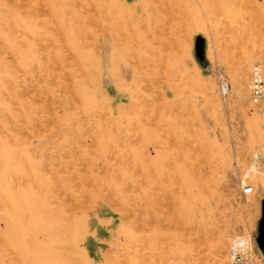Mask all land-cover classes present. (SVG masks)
Listing matches in <instances>:
<instances>
[{
	"label": "rangeland",
	"instance_id": "374dc122",
	"mask_svg": "<svg viewBox=\"0 0 264 264\" xmlns=\"http://www.w3.org/2000/svg\"><path fill=\"white\" fill-rule=\"evenodd\" d=\"M263 61L260 0H0V264H264Z\"/></svg>",
	"mask_w": 264,
	"mask_h": 264
},
{
	"label": "built area",
	"instance_id": "2783aa9c",
	"mask_svg": "<svg viewBox=\"0 0 264 264\" xmlns=\"http://www.w3.org/2000/svg\"><path fill=\"white\" fill-rule=\"evenodd\" d=\"M264 6V0H260ZM249 90L250 96L253 99H263L264 100V61L262 63H258L251 68L250 71V79H249ZM230 90L228 85L220 81V94L223 99L229 96ZM253 193V187L246 186L243 189L244 195H250ZM242 250H245V242L242 240L236 241L234 246L232 247V258L234 260L241 259L239 255ZM240 256V258H239Z\"/></svg>",
	"mask_w": 264,
	"mask_h": 264
},
{
	"label": "water",
	"instance_id": "95a60500",
	"mask_svg": "<svg viewBox=\"0 0 264 264\" xmlns=\"http://www.w3.org/2000/svg\"><path fill=\"white\" fill-rule=\"evenodd\" d=\"M196 56L200 61L204 59V42L201 37L196 40ZM259 249L264 253V201L262 202V217L259 223V236L257 238Z\"/></svg>",
	"mask_w": 264,
	"mask_h": 264
},
{
	"label": "bare ground",
	"instance_id": "6f19581e",
	"mask_svg": "<svg viewBox=\"0 0 264 264\" xmlns=\"http://www.w3.org/2000/svg\"><path fill=\"white\" fill-rule=\"evenodd\" d=\"M68 4V3H67ZM80 5V4H79ZM91 4L89 5V7H88V9L90 10L91 9ZM93 11V10H92ZM66 12V11H65ZM67 14V13H66ZM89 18H91V15L89 14ZM89 23H90V21H89ZM121 23V22H120ZM128 24V23H127ZM96 26V25H95ZM102 31V30H101ZM103 33V32H102ZM104 34V33H103ZM125 35V34H124ZM124 35H123V37H124ZM80 36V35H79ZM122 37V36H121ZM89 38V37H88ZM124 38H126V36L124 37ZM84 39V38H83ZM85 40V39H84ZM93 40V39H92ZM122 41H124V39H121ZM127 40V39H126ZM83 45V44H82ZM42 46H43V44H42ZM84 47V46H83ZM85 47H87V45H85ZM93 47V46H92ZM90 48V47H89ZM66 50V49H65ZM62 51V50H61ZM75 60V59H74ZM77 61V60H76ZM81 69V68H80ZM82 71V70H81ZM66 73V72H65ZM99 81V80H98ZM100 82V81H99ZM101 83V82H100ZM2 208V207H1ZM128 210H130V209H128ZM137 219V218H136ZM140 229V228H139ZM116 264H118V263H116Z\"/></svg>",
	"mask_w": 264,
	"mask_h": 264
}]
</instances>
